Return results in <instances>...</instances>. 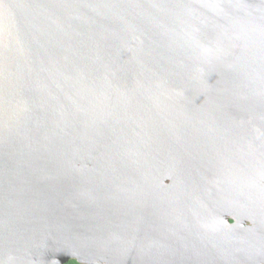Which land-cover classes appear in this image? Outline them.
Instances as JSON below:
<instances>
[{
	"label": "water",
	"instance_id": "95a60500",
	"mask_svg": "<svg viewBox=\"0 0 264 264\" xmlns=\"http://www.w3.org/2000/svg\"><path fill=\"white\" fill-rule=\"evenodd\" d=\"M69 259L264 264V0H0V264Z\"/></svg>",
	"mask_w": 264,
	"mask_h": 264
},
{
	"label": "flooded vegetation",
	"instance_id": "af4514ba",
	"mask_svg": "<svg viewBox=\"0 0 264 264\" xmlns=\"http://www.w3.org/2000/svg\"><path fill=\"white\" fill-rule=\"evenodd\" d=\"M215 127H212L210 130L211 135H213V141L215 143L214 149L217 152H224L225 150H229L230 152L233 149V139L231 136L225 134L224 131L218 127V123H216ZM228 180L232 181L233 178L229 177ZM231 183V182H229ZM231 185V184H230ZM229 222H232L233 219L230 216H227Z\"/></svg>",
	"mask_w": 264,
	"mask_h": 264
},
{
	"label": "trees",
	"instance_id": "16d2710c",
	"mask_svg": "<svg viewBox=\"0 0 264 264\" xmlns=\"http://www.w3.org/2000/svg\"><path fill=\"white\" fill-rule=\"evenodd\" d=\"M68 263H69V264H79V263H77L74 259H69Z\"/></svg>",
	"mask_w": 264,
	"mask_h": 264
}]
</instances>
